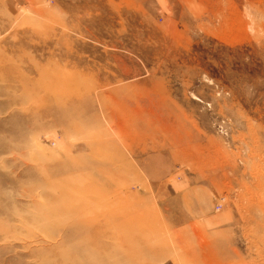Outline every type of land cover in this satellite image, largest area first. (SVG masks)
<instances>
[{
	"label": "rangeland",
	"instance_id": "374dc122",
	"mask_svg": "<svg viewBox=\"0 0 264 264\" xmlns=\"http://www.w3.org/2000/svg\"><path fill=\"white\" fill-rule=\"evenodd\" d=\"M172 254L264 264V0H0V264Z\"/></svg>",
	"mask_w": 264,
	"mask_h": 264
},
{
	"label": "crops",
	"instance_id": "0c3cea01",
	"mask_svg": "<svg viewBox=\"0 0 264 264\" xmlns=\"http://www.w3.org/2000/svg\"><path fill=\"white\" fill-rule=\"evenodd\" d=\"M184 199L186 203L185 206L187 204L191 206L187 209V219H184V221H189L190 223H194L195 220L204 221L205 224L214 229L220 228L225 224L221 216L222 214L211 212L212 198L210 195H201L189 191L187 195L184 196ZM232 255L233 258L237 256V254H172V256H167V259L178 258L181 260L176 264H227L229 259L232 258ZM151 257H154L153 259L158 258L157 255Z\"/></svg>",
	"mask_w": 264,
	"mask_h": 264
}]
</instances>
